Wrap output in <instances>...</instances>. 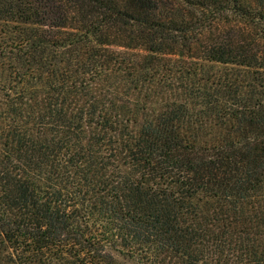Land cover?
Segmentation results:
<instances>
[{
  "label": "trees",
  "instance_id": "1",
  "mask_svg": "<svg viewBox=\"0 0 264 264\" xmlns=\"http://www.w3.org/2000/svg\"><path fill=\"white\" fill-rule=\"evenodd\" d=\"M0 264H264V0H0Z\"/></svg>",
  "mask_w": 264,
  "mask_h": 264
},
{
  "label": "rangeland",
  "instance_id": "2",
  "mask_svg": "<svg viewBox=\"0 0 264 264\" xmlns=\"http://www.w3.org/2000/svg\"><path fill=\"white\" fill-rule=\"evenodd\" d=\"M157 91H158V90H157ZM152 106H156V105L153 104Z\"/></svg>",
  "mask_w": 264,
  "mask_h": 264
}]
</instances>
